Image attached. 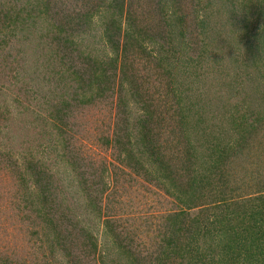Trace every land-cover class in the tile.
I'll list each match as a JSON object with an SVG mask.
<instances>
[{"label": "trees", "instance_id": "obj_1", "mask_svg": "<svg viewBox=\"0 0 264 264\" xmlns=\"http://www.w3.org/2000/svg\"><path fill=\"white\" fill-rule=\"evenodd\" d=\"M182 1L0 0V82L46 112L23 106L32 131L46 130L21 159L0 145V172L14 176L28 236L43 234L58 264H264V0H191L204 15ZM98 25L108 54L86 44ZM115 93L114 136L101 144L116 164L66 130ZM127 169L156 188V212L126 215ZM101 229L110 262L97 254Z\"/></svg>", "mask_w": 264, "mask_h": 264}, {"label": "rangeland", "instance_id": "obj_2", "mask_svg": "<svg viewBox=\"0 0 264 264\" xmlns=\"http://www.w3.org/2000/svg\"><path fill=\"white\" fill-rule=\"evenodd\" d=\"M193 2L191 0H184L182 1V10L185 14H189L196 10H200L201 14L204 15V9L202 6H193ZM98 20V17L95 18ZM99 24V22H97ZM181 27L173 26V30L178 32ZM102 34L101 25H98L97 28L94 30L92 38H86V44H89L91 47L104 51V53L108 54L109 49L103 44V41L100 40ZM14 48L17 49L18 43H14ZM34 47V44L30 42V46ZM27 47V48H28ZM28 51V49L26 50ZM24 58H29L27 55H24ZM35 58V56H33ZM140 59L137 60V64L143 63ZM29 79L32 85V91H35V88L43 91L46 89H42L38 87L37 81L33 80L34 77L27 78ZM5 86L0 82V111H4L7 109L8 121H0V145L6 146L8 148H13L15 151V156L19 159L20 156H30L29 153H36L37 151V143L39 139V133L44 134L45 130H41L37 128L34 132L31 129L32 123V114L28 111H24L23 106H30L34 105L35 102H30V96H18L17 95V88L14 85H7L13 86L12 88L9 87H2ZM42 95H40L41 97ZM116 93L111 98H106L102 104L90 108L84 109L79 113H76L74 120L71 119L72 123H75V126H70L66 128L67 130V138L70 139L71 145L76 148H81L85 155H93L96 159H108L110 163H115L114 161V149L113 148H106V146L101 144V136H109L112 138L114 136V128L116 123V111H115V104L116 102ZM30 106L32 111H36L40 113V116L46 117V112L44 110H40L35 107L33 108ZM44 107V106H43ZM45 108V107H44ZM34 111V112H35ZM37 114V113H36ZM133 120V118H132ZM51 123L42 125L41 127L50 126ZM73 128V129H72ZM44 131V132H43ZM19 132L22 134L21 137L18 135ZM24 134V135H23ZM44 136V135H43ZM47 135L44 137L46 138ZM53 139L58 138V136H53ZM37 140V141H36ZM63 138H61L62 142ZM57 143V142H56ZM54 144V141L51 145ZM45 145V144H44ZM45 149L40 147V153L45 160H47L48 164L50 165L51 169L58 173V175L64 176L65 174V166H63L62 161L59 157H57L56 153L51 152V148H47V143ZM62 143H58L56 146L60 148ZM58 150V149H57ZM60 152V151H59ZM45 153V154H44ZM3 165V164H2ZM0 165V166H2ZM124 170V169H123ZM133 172L127 169V172L121 174L122 178L126 180V183L122 186L120 190L119 201L121 202V206L125 208L126 215L130 214L131 207L134 206L137 210L136 212L139 213L143 211H148V208L151 206L156 207V200H159L156 195V188L153 185L145 184V182L141 178L135 177L132 174ZM130 174V175H129ZM111 184H114L112 180H110ZM148 190L146 189V187ZM130 187V188H129ZM127 188V191L125 190ZM129 188V189H128ZM17 190V186L15 184V179L9 169H4L0 172V264H3L2 261L9 258L12 261L11 264H58L50 255L48 243L46 237L41 233L39 236L29 237L28 232L31 229L28 223L24 220V214L20 209H17L9 198L10 195L15 194ZM123 190V191H122ZM111 192L109 189L107 195ZM106 195V196H107ZM135 203V205H134ZM137 203H139L137 205ZM131 204V205H130ZM139 206V211H138ZM121 211V210H118ZM153 210L151 209V212ZM155 212L157 211L154 210ZM197 212L195 211L194 214ZM86 222L90 226L92 225V217L85 215ZM102 223V222H99ZM128 228H132V224L129 222ZM101 226L97 224L95 227ZM41 225L36 224L33 229L37 230L40 229ZM98 255H102L107 260H112L115 258V252L112 250V245L108 241V239L104 238L103 231L101 229L100 234L98 235ZM50 255V256H49ZM57 258V257H56ZM97 264V260H96Z\"/></svg>", "mask_w": 264, "mask_h": 264}]
</instances>
